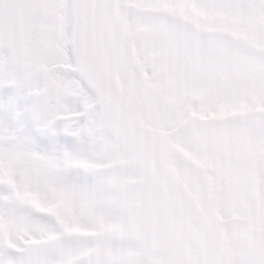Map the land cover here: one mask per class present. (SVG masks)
<instances>
[{"label":"snow or ice","instance_id":"1","mask_svg":"<svg viewBox=\"0 0 264 264\" xmlns=\"http://www.w3.org/2000/svg\"><path fill=\"white\" fill-rule=\"evenodd\" d=\"M0 264H264V0H0Z\"/></svg>","mask_w":264,"mask_h":264}]
</instances>
